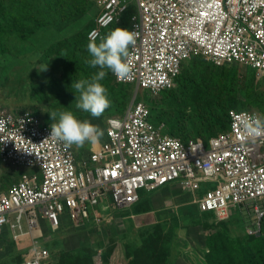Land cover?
Here are the masks:
<instances>
[{
  "label": "built area",
  "instance_id": "1",
  "mask_svg": "<svg viewBox=\"0 0 264 264\" xmlns=\"http://www.w3.org/2000/svg\"><path fill=\"white\" fill-rule=\"evenodd\" d=\"M93 1L99 14L88 38L96 41L135 2L138 16L129 30L139 36L126 58L132 72L123 81L112 73L135 95L123 116L107 120L106 139L82 160L71 146L50 138L52 124L30 112L0 111V159L25 169L0 195V228L18 239L25 223L34 236L30 251L13 264H50L48 247L38 242L44 222L56 232L64 212L77 227L92 218L100 221L101 204L132 207L141 192L170 183L194 196L203 194L194 202L220 221L252 207L258 221L247 233L261 232L264 136L250 137L244 129L245 121L259 114L233 110L228 131L209 142H185L155 125L136 95L174 88L185 62L198 56L219 67H251L264 79V0Z\"/></svg>",
  "mask_w": 264,
  "mask_h": 264
},
{
  "label": "rangeland",
  "instance_id": "2",
  "mask_svg": "<svg viewBox=\"0 0 264 264\" xmlns=\"http://www.w3.org/2000/svg\"><path fill=\"white\" fill-rule=\"evenodd\" d=\"M134 5L132 1L128 11L119 17L115 25L112 24L114 26L106 36L118 27L130 28L132 20L138 16ZM95 15L90 6L85 15L63 30L36 23L29 36L4 35L3 44H0V111L30 112L47 124L54 123L49 112L72 111L79 119H88L98 125L105 135L107 120L123 116L132 100L128 97L122 104L120 98L114 100L110 96L111 107L99 118L77 109L76 94L71 87L73 78L70 77L74 63L66 46L79 34L87 38ZM34 19L41 21V14L35 15ZM106 36L104 33L103 38ZM3 48L7 51H2ZM89 59V56L82 57V64ZM198 63L209 66L211 73L220 77L215 79L216 82H242L234 93L238 96V103L232 111H253L264 117V79L257 72L243 65L217 67L204 57H193L185 62L174 88L158 95L145 91L136 95V99L148 107L152 122L162 126L165 134L187 142L207 141L222 133L207 126L199 134L185 135L183 130L171 132L172 118L184 108L176 101L182 89L183 76L187 73L195 76L193 69ZM45 67L47 69L43 71ZM110 73L108 71L107 77L113 84L115 82ZM250 84L260 86V90H250ZM127 88L131 94L132 88ZM71 147L78 160L86 159L96 148L87 144L83 148ZM24 172L25 169L5 164L0 159V194L16 183ZM202 196L185 191L179 183L166 184L142 194L132 207L117 209L110 202L101 204L97 207L101 220L92 218L79 227L64 212L61 228L56 232H51L43 223L44 236L38 242L48 247L50 264H209L210 241L241 239L248 244L247 229L258 219L253 208L249 212L245 206L238 208L229 221L221 222L202 212L199 204L194 202ZM23 230H28L25 223ZM24 237L21 239L24 240ZM1 246L0 264H10L24 256L22 253L17 255L16 251L14 254L5 253L4 249L10 246L9 249L13 250L15 243L12 245L5 241Z\"/></svg>",
  "mask_w": 264,
  "mask_h": 264
},
{
  "label": "trees",
  "instance_id": "3",
  "mask_svg": "<svg viewBox=\"0 0 264 264\" xmlns=\"http://www.w3.org/2000/svg\"><path fill=\"white\" fill-rule=\"evenodd\" d=\"M87 4L89 7H87ZM90 6L95 10L96 15L89 32L94 27L95 19L99 14V10L93 0H0V44H3L5 34H16L20 37L31 35L36 23L63 30L85 15L89 11ZM38 14H41V21L34 19L35 15ZM114 25H111L106 30L105 36ZM89 32L87 33V38L79 34L73 37L71 43L66 44L68 49H70L69 55L74 63L70 73L73 82L81 79H90L99 70L98 68H92L87 62L82 64V57H90L87 51V44L90 42L88 38ZM2 51L7 50L3 48ZM209 68L203 63H198L193 69L195 76L190 73L183 76L182 89L176 101L180 107L184 106V108L176 112L172 118V133L183 130L185 135L199 134L204 126L215 131H222V133L230 129V112L238 103V96L234 95V93L238 91V87H240L242 82L240 80H235L228 84L216 82L215 79L220 77L215 73H211ZM250 69L254 70L251 67ZM254 71L257 72L256 70ZM110 75L115 83L111 84L107 76L101 81L108 90V96H111L110 98L114 100L117 97L120 98L119 101L122 104L127 101L128 97L130 98L129 100H132L134 88L131 85L117 83L112 76V72ZM179 77L176 82H178ZM127 87L132 88L131 94H129ZM249 88L255 92L260 90L258 85L253 86L250 84ZM209 140L206 142H209ZM144 193L147 192H141V196ZM206 214L208 216L212 215L217 219L216 214L213 212ZM243 219L245 221V218ZM227 221L229 219L221 222ZM262 224L261 236H257V234L249 235L246 232V236L250 238L248 244L243 243L241 239H237V241L229 239H214V241H210L212 243L211 246L209 245L211 248L209 264H264V219ZM223 236L225 235H220V237Z\"/></svg>",
  "mask_w": 264,
  "mask_h": 264
},
{
  "label": "clouds",
  "instance_id": "4",
  "mask_svg": "<svg viewBox=\"0 0 264 264\" xmlns=\"http://www.w3.org/2000/svg\"><path fill=\"white\" fill-rule=\"evenodd\" d=\"M139 33L126 28H116L99 43L95 39L87 44L91 57L87 63L99 70L90 79L74 81L72 89L76 94V108L92 117L99 118L111 107L107 88L101 83L111 71L118 80H126L132 72L127 63L130 46H135ZM47 67L43 69L45 71ZM54 123L51 125L50 138L64 142L68 146L83 148L97 145L104 136V130L90 120H81L72 111L49 112ZM248 136L256 138L264 136V117L254 115L244 123Z\"/></svg>",
  "mask_w": 264,
  "mask_h": 264
},
{
  "label": "crops",
  "instance_id": "5",
  "mask_svg": "<svg viewBox=\"0 0 264 264\" xmlns=\"http://www.w3.org/2000/svg\"><path fill=\"white\" fill-rule=\"evenodd\" d=\"M105 139H106V137L104 135L102 138V141L99 143V147ZM147 193H149V192H147ZM45 225H46V223H45ZM46 227H47V225H46ZM43 232H44V229H43ZM0 236H2V239H0V247H2L1 245L4 244L5 241H7L9 244H12V245H14V243H15V246H13L14 247L13 250L12 249L10 250L9 248H11V247L8 246L4 249V250H6L5 253H11L12 252L14 254L16 251L17 255L18 254L21 255V253L25 255L30 251V249L32 247V239L34 237L33 234H31L28 230H26V231L23 230L22 236L19 237L18 239H15L13 232L10 229H8L7 227L0 228ZM24 236H27V237H24ZM22 237H24V240L21 239ZM0 255H2L1 252H0ZM15 262H17V261H14L10 264H13Z\"/></svg>",
  "mask_w": 264,
  "mask_h": 264
},
{
  "label": "water",
  "instance_id": "6",
  "mask_svg": "<svg viewBox=\"0 0 264 264\" xmlns=\"http://www.w3.org/2000/svg\"><path fill=\"white\" fill-rule=\"evenodd\" d=\"M261 235H262V232H258V233H257V236H261Z\"/></svg>",
  "mask_w": 264,
  "mask_h": 264
},
{
  "label": "bare ground",
  "instance_id": "7",
  "mask_svg": "<svg viewBox=\"0 0 264 264\" xmlns=\"http://www.w3.org/2000/svg\"><path fill=\"white\" fill-rule=\"evenodd\" d=\"M96 146V148L95 149H98L99 148V143L97 144V145H95Z\"/></svg>",
  "mask_w": 264,
  "mask_h": 264
}]
</instances>
